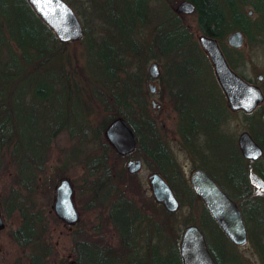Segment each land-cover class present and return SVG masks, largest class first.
I'll return each mask as SVG.
<instances>
[{
	"label": "trees",
	"instance_id": "trees-1",
	"mask_svg": "<svg viewBox=\"0 0 264 264\" xmlns=\"http://www.w3.org/2000/svg\"><path fill=\"white\" fill-rule=\"evenodd\" d=\"M187 1L194 7L196 28L206 37L215 40L230 69H237L238 63H241V55L238 50L224 45L229 33L239 31L247 44L254 42L256 37L264 36V0ZM64 2L77 17L82 36L78 40L61 43L38 20L26 0H0V168L4 165L3 169H6L5 163L10 162L16 168L18 182L24 188L30 189L36 181V174L44 170L49 147L55 145L56 141L62 142L60 151L65 158L61 173L73 184L72 199L76 205L82 207L79 220L83 222L86 230L94 231L93 235L96 236L95 232L99 228L97 208L106 210L108 220L116 223L120 246L129 250L133 248L132 255L123 253L124 260L117 257L111 261L104 259L102 264H137L139 260L142 264H181L178 253L180 234L171 232L169 221H166L168 219H165V235L162 234L159 238L155 229L156 239L153 242H149L145 237L139 240L143 233L137 234L139 229L134 226V221H142V218L138 220L136 217L135 201L113 192V187L110 186L114 171L108 162L109 157L115 154L104 141L102 132L111 120L121 118L126 121L135 137V148L131 156L141 158L153 172L165 180L177 198L179 208H192L195 203L200 205L198 219L188 225H194L200 230L212 228L214 237L219 240H216L214 246L210 243H206V246L214 262L249 264L243 261L237 247L228 242L194 195L170 150L166 144L160 142L153 121L146 117V103L137 94L138 74L127 73L121 63L126 53L135 54L136 50L132 47L123 48L125 45L113 48L110 53L105 54L106 57L100 63H92L95 67L91 66L88 71L85 69V62L77 67L75 49L67 51L69 44L82 39L94 44V41L100 38L96 36L101 29L99 22L107 19L103 17L104 13L108 15L118 4L122 5L120 23L126 22V25L120 24L123 27L121 30H127L129 36L136 39V33L131 31L137 23L142 24L143 9L140 0H134V16L130 12L129 0ZM246 6L251 8V16L243 11ZM253 15L256 20L252 21ZM80 18L85 21V25L80 22ZM165 22V55L170 63L167 65L171 67V87H179L170 93L172 98H181L180 106H175L197 111L200 110L199 102L206 100L208 106L202 115L217 134L220 130L218 125H225L226 119L233 117V114L226 108L210 63L202 49L198 48L196 43L190 42L189 37L185 38L171 31L182 29L184 25H177L178 21L168 14ZM118 73H124L126 78L117 77ZM184 79L192 81L189 91L193 94L188 97L180 90ZM175 80L179 82L176 83ZM208 80L212 83H208ZM62 112H81L78 118V114L69 118L73 120V124L81 121L85 141L89 136L85 132L89 128L85 112L102 114L103 121L90 131L97 145L95 154H84L81 143L73 141L72 126L63 123L65 117ZM218 115L221 116L222 122H217ZM263 116L264 100L257 109L240 116L243 127L262 150L260 160L264 158ZM134 117L137 119L134 120ZM230 156L229 162L221 166V181L224 187L221 188L236 203L244 224L248 223L245 222L246 208V215L250 217L253 226V230L246 226L248 242L258 257L259 264H264V194L255 196L247 177L248 172L252 171L264 179V173H259L257 162L244 164L238 152H235V155L231 152ZM81 161L84 171L80 176L78 165ZM198 167L205 168L203 164ZM212 177L217 179L213 174ZM0 189L3 206L9 208L14 187L4 185ZM6 213L7 219L15 228H23L24 216L14 206ZM172 215L165 213L167 217ZM186 226L187 224L184 225ZM85 235L86 238L82 239L77 233L72 235L70 259L77 264L82 261L95 264L89 253L98 251L97 244L91 243L87 239L89 235ZM138 242L144 243L143 246L141 243L139 249Z\"/></svg>",
	"mask_w": 264,
	"mask_h": 264
},
{
	"label": "rangeland",
	"instance_id": "rangeland-1",
	"mask_svg": "<svg viewBox=\"0 0 264 264\" xmlns=\"http://www.w3.org/2000/svg\"><path fill=\"white\" fill-rule=\"evenodd\" d=\"M64 1V0H63ZM82 2L86 0H80ZM130 3V12L134 16V2L133 0H129ZM121 10L122 5L118 4L115 6V8L111 11V13L106 14L104 13L103 17L107 19H104L103 21L99 22V25L101 27L100 31L96 34V36H100V38L96 39L94 41V44H91L92 42L89 40L82 39L79 42H76L74 44H69L67 46V51L76 50L77 55V67H80L83 65V62H85V69L88 71L92 63H100V61L106 57V53H110L111 49H115L121 45H125L123 48L132 47L136 51H139L145 41L147 39L151 38V36L147 35L149 31L146 30V26L142 23L140 26L137 25L132 28V33L137 31L136 39H133L129 36V32L127 30H121L123 27L120 24L126 25L125 21H122L120 23L121 19ZM248 10H251L249 6L244 7V12L246 13ZM251 20H256V16L253 15L251 17ZM80 22H82L83 25H85V21L80 18ZM191 23L190 28H194V25ZM119 26V27H118ZM148 31V32H147ZM118 34H120L118 36ZM84 42V46H83ZM243 45L238 50L241 55V60H239L237 69L233 70L231 69L235 74H237L240 78H243L247 82L252 83L253 85L257 86L262 94H264V36L256 37L255 41L251 44H247L245 42V38L243 41ZM224 45H226V39L224 40ZM227 46V45H226ZM121 63L123 64V68L127 73H135L137 74L136 68H135V61L132 57H130L128 54L124 55L122 58ZM167 64L168 61L166 60ZM142 70L141 72V78L146 74V64L144 65L143 61L138 64ZM93 68L95 66H92ZM111 68V67H110ZM169 65H166V74L163 76H168L170 73ZM208 75V70H207ZM261 76V80H257V76ZM117 77L121 79H125L126 75L123 73H118ZM192 81L189 79H186L183 83L180 85L183 87V91L185 95L188 97L189 95L193 94L191 91H189V85ZM208 83H212L210 80H208ZM146 84L147 82H143L141 84V91L144 94L145 98L147 95L146 91ZM155 86L157 89L161 88V84L159 82H155ZM163 86V85H162ZM169 92H173V90L168 91L165 93V96H148L145 100L147 103V112L145 113L146 117L150 120H153L158 125V130L163 135L166 142H168L166 145L168 146L175 162L178 164V166L181 168V171L186 179H188V176L192 170V166L196 164V160L193 158H190L189 155H187L183 150L180 149L176 142V135H175V123H176V116L172 112V105L170 103V95ZM150 101H154L158 104V108L151 109L149 106ZM200 110H197L196 112H205L206 108L208 106V102L200 101ZM88 113V115H87ZM78 114V115H77ZM81 112H62V115L65 117L63 119V123L68 126H72V130H80L79 126H76V124L71 123L73 120H70V116L77 115V118L80 116ZM87 122L89 125V128L87 131V134L89 135L86 141L82 142L81 149L84 154H90L96 153L97 145L96 142L92 138V134L90 131L95 129L97 126H99L100 122L103 121L102 114L97 112H85ZM76 118V119H77ZM137 117H134V120H136ZM227 126L224 128L226 129V133L229 136H232L236 138L240 132H247L246 129L243 127L241 123V118L239 114H234L231 120L226 124ZM84 132V131H83ZM73 141H77L73 138ZM63 143L60 141H56L55 145H52L49 147L45 163L43 165V172L36 174V181L32 185V188L26 189L22 186H20V189L17 190L19 194L18 198V209L20 208L22 212L24 213H32L35 215L34 217V228L35 231V244L34 246L25 247L20 250L16 247V245L13 243L9 229H5L3 232L0 233V264H17V258H19L23 254H36L37 256V263L38 264H66V255H68V249L71 247V238L74 233H77L80 229H76L78 225L75 227V229H72L69 234L66 233L61 223H59L53 216V214L50 211V207L52 205L53 201V189L56 184V182L61 178L64 177L61 173V168L63 167L64 163V156L62 155V152L60 149L63 147ZM71 145V144H70ZM91 159V158H90ZM5 161V160H4ZM3 161V162H4ZM264 164V158H262L261 161H259ZM109 166L114 169L115 166L120 167L122 164V161L114 160V158L109 157ZM6 169L4 168V165H2V168H0V188L3 185L7 186H16L15 183L18 182V179L16 178V168L14 165H12L10 162H6ZM78 165V164H77ZM214 167H207L208 174L215 173ZM83 168L81 166V170H78V174L81 176ZM152 171V170H151ZM148 172L145 168L133 179V183L131 184V181L129 180L127 182L126 189H128L125 197L128 199H132L135 201L138 205H152L155 204V202L152 200L148 184L146 183V177L148 176ZM217 180V183L222 187V181ZM73 186V184H72ZM131 186V187H130ZM2 190V189H0ZM75 203V202H74ZM137 205V206H138ZM75 207L77 212L79 213V216L82 212V207H79L75 203ZM200 211V205L198 203L193 204L192 208H189L188 206L180 207L177 209L175 213L171 217L165 216V219L167 218L169 221V226L171 232L176 234H180L181 230L183 229L184 225H188L191 223V221H195L198 219V214ZM80 222L81 225V232L82 237L86 238V235H89L87 238L90 240L91 243L97 244V246H102V243L98 241V237L101 236L103 238V234L107 236V240L105 242L110 241L111 237V231L108 229V227L103 226L102 229L99 231V229L95 232L96 236L93 235L94 231L86 230L83 222ZM105 225V224H104ZM245 226L249 227L251 230H253V226L250 223L245 224ZM200 230V229H199ZM201 233L204 236V240L206 243H210L211 245L216 244V240H219L218 238H215V234L212 232V228L207 227L206 229L200 230ZM79 236V234L77 233ZM102 240V239H101ZM104 241V239L102 240ZM104 244V243H103ZM69 245V248H68ZM105 245V244H104ZM109 249L112 251H115L117 254V258H120L121 260H124L123 253L120 252L119 247L117 250V244L115 243V240L111 242V244L106 245ZM33 248L35 251L33 252ZM68 248V249H67ZM90 251V250H88ZM86 250V252H88ZM237 252L241 255L244 262H248L249 264H259L258 257L254 254V251L252 250L250 243H247L243 247H238ZM91 256L92 262L95 264H102L104 259H108V256H106L105 253H99V251H95L92 253H89ZM24 259H22V262ZM21 262V264H22ZM87 261L79 262V264H87ZM90 263V262H89ZM137 264H142L141 260L137 262Z\"/></svg>",
	"mask_w": 264,
	"mask_h": 264
},
{
	"label": "flooded vegetation",
	"instance_id": "flooded-vegetation-1",
	"mask_svg": "<svg viewBox=\"0 0 264 264\" xmlns=\"http://www.w3.org/2000/svg\"><path fill=\"white\" fill-rule=\"evenodd\" d=\"M133 2H134V0H133ZM140 2L142 4V9H143V13H141L142 17H143L142 23L147 27L146 30H148L149 32L147 31L148 33H146V34L148 36L150 35L151 38L147 39V41H145L143 43L141 49L139 50L140 52L136 51L135 54H128V55L130 57H132L136 63L135 68H136V71L138 74L137 76L139 78V80H138L139 84L137 83L138 85H136L137 86L136 87L137 88V94L140 95L146 103L145 99L148 96H152V97H154V96L160 97L161 95L165 96L167 89H168V91H170V90H175L176 88L177 89L179 88V87H176L173 89V87H171V85H172L171 83L173 81V78L169 74L166 77L163 76L166 74V65H167L166 55H165V50H166V39H165L166 22H165V17H166V15L168 14L169 16L172 17L173 20H177L178 21L177 25H180V24L184 25V28H182V29L171 30V31L175 34L177 33L179 36H183L185 38L189 37L190 42L196 43L198 48H200L199 44H198V37L199 36H205V35H203L202 32L196 28V23H195L196 18L194 16V12H193L194 7H193L191 2H189L187 0H140ZM183 2H186V3H189L190 5H192L193 11L191 13L187 14V13H183V12L178 11V6ZM248 11H250V10H248ZM251 15H252V12H251ZM191 21L194 25V28H190L191 27V23H190ZM135 33L137 35L138 32L135 31ZM243 41H244V37H243ZM236 50H239V49H236ZM142 61H143L144 65L146 64V74L143 76V78H141L142 70H141L140 66L138 65ZM151 63H155V65L157 67L158 76L155 79L149 78V76L147 74V69ZM211 70H212V68H211ZM184 80H182V81H184ZM128 81L132 85H134L133 82L130 81V79H128ZM175 81H176V83L179 82V81L177 82V80H175ZM143 82H147V84H146V91H147L146 98L141 91V84ZM155 82H159V84H161L160 89L156 88ZM149 85L152 87V91L148 88ZM180 90H184L183 87H181ZM169 95H170V99H171L170 103L172 105V112L176 116V123H175V130H174L175 135H176V142H177V144L181 150H183L187 155H189L190 158H193L196 160V164H194L192 166V170H191L190 174L194 170L202 171L230 199V197L224 192V190L217 183V181L212 177V174H208L207 167H209V166L214 167L213 168L215 170L214 176L218 180H222L223 174H222L221 166H223L229 162V160L231 159L230 153L232 152V154L235 155V152H238V154L242 158V156L238 150V146H237V137L238 136L236 138L229 136L226 133V129H224L227 126L226 124L231 120L232 117L226 119L227 123L225 125L224 124L218 125L219 126L218 128L220 130H219V132H217V134H215V132H213V130H214L213 127L210 126L208 124V122H206V119H204V115H202V113H204V112H196V111H193L190 109L176 107L175 105L180 106L181 100H179V99H181V98H177V97L172 98V94L170 92H169ZM149 106L151 109L159 107L158 104L155 103L154 101H150ZM145 112H147V103H146ZM230 113L233 115L239 114V116H241V114H243V112H230ZM218 117L219 118H218L217 122H220L221 116L218 115ZM210 122L211 121H209V123ZM153 123H154V128H156V130L158 131V138H159L160 142H162L164 145L167 144L168 142L165 141L163 135L158 130L157 123L155 121H153ZM76 126H79L80 130H74L73 131V134H74L73 138L76 139L77 142H80L82 144V142H84L85 140H84V136H83L84 132H83L82 127H81L82 123L80 120H78L76 122ZM130 130H131V128H130ZM131 132H132V130H131ZM132 134H133V132H132ZM134 139H135V137H134ZM81 144H80V146H81ZM134 148H135V146H134ZM112 151H113V149H112ZM133 151H134V149H133ZM133 151L127 155H124V156H120L113 151L115 156H111V157L114 158V160L122 161V164L120 167L115 166L114 169L111 168V169H113L114 174L112 176L113 181L110 184V186L113 187V192L120 193L122 195H126V193L128 191V189H126V186H128L127 182L130 180L131 184H132L133 179H135V177L143 170V168H145L148 172L150 171V173L146 177V183L148 184L150 196H151L152 200L154 201V199L151 195V190H150V186L148 183V177L152 173H155L157 175H159V174L151 171V167L148 164H146L141 158L132 157L131 154L133 153ZM260 158H261V156H260ZM260 158L255 160V161L245 160L243 158H242V160L244 161V164H246V163L251 164L253 162H257L258 163V171L260 174H262V173H264V164L259 162V161H261ZM135 160L139 161L140 169L135 173H129L127 171V163L129 161H135ZM161 164L163 165V163H161ZM199 164H203L205 166V168H199L198 167ZM81 166L83 168V170L81 172L83 173V171H84L83 162L79 163V165H78L79 171L81 170ZM163 168H164V166H163ZM180 170H181V168H180ZM181 173H182V171H181ZM190 174H189V176H190ZM251 174L254 175L263 184V186H264V179L261 176H257V174H255L252 171L248 172V175H247L248 181L250 183V186L253 187L252 190L254 191L255 196L259 195V193L264 194V191H262L257 186H254L251 184V182L249 180V176ZM182 175H183V173H182ZM189 176H188V179H189ZM62 178H65V177H61L60 179H62ZM188 179H186V180L189 184ZM57 182H56V184H57ZM69 183L72 187V184L70 181H69ZM56 184H55V186H56ZM15 185H16L15 187L12 186V187H14V191L12 190L13 192L10 195V202H9L10 207L9 208H5L3 206V203H2V200L0 197V218H1V221L3 223V229L0 230V233L8 228L13 243L16 245L18 250H20V249L28 247V246L33 247L35 244V239H36V236H35L36 231L35 230L36 229L34 228V225H35L34 224L35 223L34 218L36 216L33 215L32 213H24L21 211L20 208L19 209L17 208L18 207V201L17 200L19 198V194H18L17 190L20 189V186H22V185L19 182L15 183ZM55 186H54V188H55ZM189 186H190V184H189ZM72 191H73V187H72ZM0 193H1V190H0ZM53 195H54V189H53ZM175 199L177 200L176 197H175ZM72 201L74 204V208L76 210L74 200L72 199ZM52 203H53V201H52ZM137 205L138 204L136 203L134 211L136 212V217H138V220L142 218V221H140V220L134 221L135 222L134 226H136V228L139 229L137 231V234L143 233V237L139 238V240L145 237L147 240H149V242L151 240L153 242L154 239H156L155 238V236H156L155 229H157V231H158L159 238L161 237L162 234L165 235V227H166L165 213H166V211L164 210L162 205L157 203V202H155V204H152V205H148V204L147 205H138V206ZM12 206H14V208L17 209L19 211V213L24 216L25 223L23 225V228H15L14 225H12L9 222V220L7 219L6 211L9 210L10 208H12ZM178 208H179V203H178ZM244 209H245L244 213H245V219H246L245 222L252 224L250 217L246 215L247 214L246 208H244ZM50 211L53 214L51 207H50ZM76 212H77V210H76ZM97 212H98L97 218L99 220L98 221L99 222V228H98L99 231L102 229L103 226L108 227V229L111 231V237H110L109 242H105V240L108 241L107 240L108 238L104 234H103V238L101 236L98 237V241H100L102 243V246H97L99 253H105L106 256H108V259H110V261L115 260L117 257L116 256L117 253L115 251H112L111 249H109L106 246L107 244H111V242L113 240H115V243L117 244V250L119 247L120 252H122V253L125 252L126 255H132L133 248L129 250L127 248L124 249L120 246V244H119L120 239H119L116 223H114V222L112 223L111 221L108 220L107 211L102 210V208L99 207V208H97ZM239 213H240V210H239ZM171 214H173V213H171ZM77 215H78V221L74 225L69 226V225H66L65 223H63L62 221H60L59 219H57L53 214V216L57 219V221L59 223H61L64 230L68 234L72 229H75V227L78 225V227H76V229L79 228L80 230L77 233L79 234L80 239H82V232H81L82 227H81L80 222H79V213L78 212H77ZM240 216H241L242 222L244 224V220L242 218L241 213H240ZM252 219H254V217H252ZM244 226H245V224H244ZM245 230H246V244H247V243H249L248 242L249 235H248V231H247L246 226H245ZM101 239L102 240L104 239V241H102ZM141 243L143 246V244H144L143 242H138L137 243L138 244L137 249L140 248ZM245 245H243V246H245ZM68 248H69V245H68ZM34 251H35V249L33 248V252ZM142 251H144V248ZM68 252H69V249H68ZM142 254L144 255L143 252H142ZM143 255L141 257L143 259H145V257ZM147 255H149V252L147 253ZM70 257H71V255H70V253H68V255H66V257H65L67 262L69 260H71ZM22 259H24L23 262H22ZM16 261H17V264H21V262H22V264H38L36 254H32V253L23 254L19 258H17Z\"/></svg>",
	"mask_w": 264,
	"mask_h": 264
},
{
	"label": "water",
	"instance_id": "water-1",
	"mask_svg": "<svg viewBox=\"0 0 264 264\" xmlns=\"http://www.w3.org/2000/svg\"><path fill=\"white\" fill-rule=\"evenodd\" d=\"M26 2L38 20L51 31L59 42L65 43L81 38L80 23L63 0H26ZM178 11L188 14L193 11V7L189 3L183 2L178 6ZM247 14L250 16L251 11H247ZM198 44L210 63L215 81L224 97L226 108L230 112L243 113H251L257 109L264 100L260 89L240 78L229 68L215 40L199 36ZM226 44L231 49H240L243 45L242 34L239 31L229 33L226 37ZM147 74L151 79L157 78L158 72L155 63L149 65ZM257 80H261L260 75L257 76ZM148 88L152 91L150 85ZM102 136L110 148L120 156L127 155L134 149V136L127 123L121 118L111 120L103 129ZM237 146L245 160L255 161L262 154V150L247 132H241L238 135ZM139 169V161L127 163L129 173H135ZM249 180L252 185L264 191L263 184L254 175L251 174ZM188 181L194 195L202 202L228 242L235 247L245 245L246 230L236 204L200 170H194ZM148 183L154 201L161 204L167 213H174L178 209V202L167 183L155 173L148 177ZM72 196L73 191L69 181L66 178L60 179L54 188L51 210L57 219L69 226L78 221ZM2 229L3 223L0 218V230ZM178 253L181 264H216L207 249L202 233L193 225H188L181 230ZM67 264H76V262L69 260Z\"/></svg>",
	"mask_w": 264,
	"mask_h": 264
}]
</instances>
